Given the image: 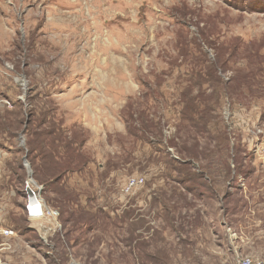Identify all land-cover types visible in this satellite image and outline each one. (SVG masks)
<instances>
[{
  "label": "rangeland",
  "instance_id": "rangeland-1",
  "mask_svg": "<svg viewBox=\"0 0 264 264\" xmlns=\"http://www.w3.org/2000/svg\"><path fill=\"white\" fill-rule=\"evenodd\" d=\"M27 185L40 264L264 259V0H0L1 221L35 247Z\"/></svg>",
  "mask_w": 264,
  "mask_h": 264
},
{
  "label": "built area",
  "instance_id": "built-area-1",
  "mask_svg": "<svg viewBox=\"0 0 264 264\" xmlns=\"http://www.w3.org/2000/svg\"><path fill=\"white\" fill-rule=\"evenodd\" d=\"M140 179L132 177L127 181L125 190L128 191L134 186L138 185ZM31 183V182H30ZM32 184V183H31ZM39 186L27 185L25 190V205L24 213L28 220L40 219V218H51L56 215V210L49 207L42 197L40 196ZM14 234V230L7 226L4 221H1V210H0V256L5 251H10L12 245L9 238ZM0 264H12L7 260H1ZM236 264H264V259L253 258L244 256L240 258Z\"/></svg>",
  "mask_w": 264,
  "mask_h": 264
},
{
  "label": "crops",
  "instance_id": "crops-1",
  "mask_svg": "<svg viewBox=\"0 0 264 264\" xmlns=\"http://www.w3.org/2000/svg\"><path fill=\"white\" fill-rule=\"evenodd\" d=\"M8 226V221H5ZM11 221H9L10 224ZM52 221H40V219H30L28 221V226L30 230H34L37 232V245L30 246L29 240L26 239L24 234L18 233L14 230V234L9 238V241L12 245V249L10 251H5L3 254L7 256L9 259H14L19 264H32L30 255L34 252L37 253V264H40V237L43 242L48 241V237L51 234H48L50 231L54 229V223L52 225ZM41 231V232H40ZM40 233L42 235H40ZM7 258V259H8Z\"/></svg>",
  "mask_w": 264,
  "mask_h": 264
},
{
  "label": "trees",
  "instance_id": "trees-1",
  "mask_svg": "<svg viewBox=\"0 0 264 264\" xmlns=\"http://www.w3.org/2000/svg\"><path fill=\"white\" fill-rule=\"evenodd\" d=\"M44 184H46V185H47V184H49V182H46V183H44Z\"/></svg>",
  "mask_w": 264,
  "mask_h": 264
}]
</instances>
